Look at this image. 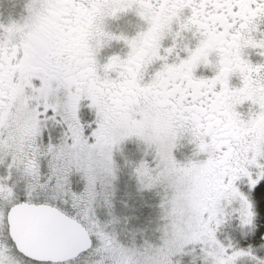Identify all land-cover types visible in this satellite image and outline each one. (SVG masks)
Masks as SVG:
<instances>
[{
    "label": "snow or ice",
    "instance_id": "6c2138e0",
    "mask_svg": "<svg viewBox=\"0 0 264 264\" xmlns=\"http://www.w3.org/2000/svg\"><path fill=\"white\" fill-rule=\"evenodd\" d=\"M127 16L135 34L111 30ZM114 42L126 51L104 57ZM125 173L159 197L155 243L116 231ZM197 252L190 264H264V0H26L0 20V264Z\"/></svg>",
    "mask_w": 264,
    "mask_h": 264
},
{
    "label": "rangeland",
    "instance_id": "374dc122",
    "mask_svg": "<svg viewBox=\"0 0 264 264\" xmlns=\"http://www.w3.org/2000/svg\"><path fill=\"white\" fill-rule=\"evenodd\" d=\"M26 0H0V8L3 10L5 17L19 16L23 11V5ZM139 146L130 143L125 148V155L129 158L139 157ZM178 159H183L185 154H190V150L185 147H179L177 150ZM121 158L117 156V160ZM147 201V205L144 202ZM115 203L117 211L121 217H128V220L121 221V225L116 227V231L120 234V239L125 244H130L133 238V230L143 229V232H136L135 238L137 243L142 242L143 239L147 238L154 243L158 233L154 232L157 226V212L158 209L155 207L159 203V197L152 193H139L136 189L134 180H130L128 175L122 174L121 181L118 185L117 194L115 197ZM126 205V207H125ZM98 215L102 221H106L107 216L103 208H98ZM139 217L136 219L135 217ZM127 225L128 230H124L122 227ZM226 232L231 233V229H225ZM193 256H199V253H190L183 257H177L180 264H190ZM197 264H201L198 260Z\"/></svg>",
    "mask_w": 264,
    "mask_h": 264
},
{
    "label": "flooded vegetation",
    "instance_id": "af4514ba",
    "mask_svg": "<svg viewBox=\"0 0 264 264\" xmlns=\"http://www.w3.org/2000/svg\"><path fill=\"white\" fill-rule=\"evenodd\" d=\"M89 14L87 12H82L77 10V12L74 14V19L69 21L70 24H72V27L70 29V32L77 33V37L73 38L72 43L74 44H82L85 42V39L88 35L87 29L89 27ZM12 18L19 19V16H13ZM8 17H5L3 15V10L0 8V20L7 22ZM138 21L136 17L134 16H127L123 19H120L116 22L111 23V30L114 32H117L119 34L121 31L125 32L126 34L133 35L135 34L136 27H137ZM125 49H123V46L118 43H113L111 47H106L103 56L107 57L113 54H122ZM251 59L255 62L259 60V57L253 54L251 56Z\"/></svg>",
    "mask_w": 264,
    "mask_h": 264
}]
</instances>
